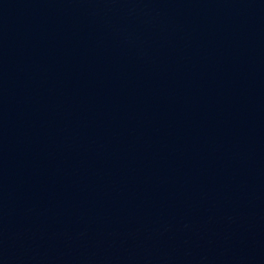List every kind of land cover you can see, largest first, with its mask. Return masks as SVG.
<instances>
[{
	"label": "water",
	"instance_id": "95a60500",
	"mask_svg": "<svg viewBox=\"0 0 264 264\" xmlns=\"http://www.w3.org/2000/svg\"><path fill=\"white\" fill-rule=\"evenodd\" d=\"M0 264H264V0H0Z\"/></svg>",
	"mask_w": 264,
	"mask_h": 264
}]
</instances>
